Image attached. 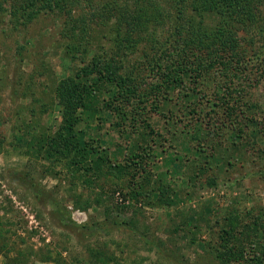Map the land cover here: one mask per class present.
Returning a JSON list of instances; mask_svg holds the SVG:
<instances>
[{"label": "trees", "instance_id": "trees-1", "mask_svg": "<svg viewBox=\"0 0 264 264\" xmlns=\"http://www.w3.org/2000/svg\"><path fill=\"white\" fill-rule=\"evenodd\" d=\"M123 1L105 3L101 17L92 13L87 20L76 12L92 0H0V24L17 32L42 16L60 18L68 41L64 56L80 59L74 74L55 79L50 101L22 92L31 102L23 104L31 119L20 135L27 155L49 162L54 178L66 171L74 188L77 181L92 188L113 178L111 193L120 202L155 195L167 207L176 204V194L158 172L163 162L197 189L218 186L214 163L232 168L246 156L264 161V107L253 100L259 80L252 77L264 74V0H167L170 10L158 0ZM93 22L97 31L104 29L96 47L88 38ZM254 28L259 40L248 37ZM11 94L13 101L20 96L15 87ZM56 107L57 129L41 128L39 116ZM89 127L96 134L87 139ZM4 143L0 139V153ZM259 169L254 175L264 176ZM72 202L85 201L78 195ZM238 204L225 205L214 225H207L206 210L176 230L188 236L208 228L211 239L203 248L218 264H264V209ZM4 231L0 225V237Z\"/></svg>", "mask_w": 264, "mask_h": 264}, {"label": "rangeland", "instance_id": "rangeland-1", "mask_svg": "<svg viewBox=\"0 0 264 264\" xmlns=\"http://www.w3.org/2000/svg\"><path fill=\"white\" fill-rule=\"evenodd\" d=\"M111 1L115 0H92L91 6L76 15L84 13L87 20L92 13L101 17L103 5ZM158 1L164 9H171L167 0ZM90 24L89 44L96 47L104 29L97 31L95 22ZM258 24L257 27L261 25ZM60 27L61 19L51 15L40 17L21 32L0 24V139L5 141L0 153V225L6 230L0 237V264L17 258L14 264H102L103 258L110 260L109 264H218L203 248L204 242L211 239L208 228L193 229L188 236L176 228L186 217L206 210L209 212L203 215L209 219L207 225H214L221 217L219 211L233 200L240 208L264 209V176L254 175L257 169L264 170V161L254 158L251 162L246 156L232 168H218L214 163L212 171L218 175V186L197 189L190 188L182 172L167 170L163 162L158 172L176 194V204L167 207L155 195L140 201L128 195L126 201L120 202L121 196L111 193L117 182L113 178L92 188L77 181L74 188L66 171L54 178L46 170L52 167L49 162L27 155V142L20 135L22 124L31 119V111L23 104L31 102L23 98L22 92L28 89L29 95L34 91L36 97L44 96L50 101L51 93L48 94L55 79L74 74L80 65L78 57L64 56L63 46L68 41ZM256 33L257 29L251 30L248 37L259 40ZM21 46L23 58L17 56ZM263 75L261 71L254 74L252 77L259 83L252 84L253 100L264 107ZM13 87L20 95L16 101L11 98ZM34 108L38 112L39 105L34 104ZM59 122L57 107L39 116L41 128L54 131ZM90 125L94 127L96 122ZM109 127L106 123V130ZM89 128L87 139L96 134L95 128ZM254 138L260 141L258 134ZM28 172L33 182L26 178ZM127 191L125 188L124 193ZM78 195H83L85 204L90 202L87 209L83 202L81 206L72 202Z\"/></svg>", "mask_w": 264, "mask_h": 264}]
</instances>
